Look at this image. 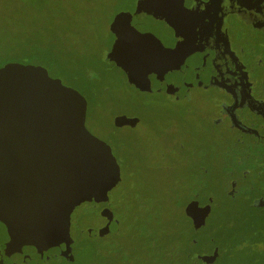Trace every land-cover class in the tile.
I'll return each instance as SVG.
<instances>
[{"label":"flooded vegetation","instance_id":"1","mask_svg":"<svg viewBox=\"0 0 264 264\" xmlns=\"http://www.w3.org/2000/svg\"><path fill=\"white\" fill-rule=\"evenodd\" d=\"M120 13H130V16L120 31H112L110 25ZM110 22L108 32L113 41L109 42L106 63L120 71L125 82L138 92L148 97L161 96L173 109H179L178 115L164 127L152 131L156 132L158 140H165L167 148L186 151L187 160L201 165V173L198 172L201 185L186 205L191 202H198L201 207L211 205L205 225L198 230L207 228L218 212V223L223 219L224 224L229 223L228 228L233 226L239 231L247 227L246 236L253 239L255 231L259 230L253 218L241 216L239 221L243 223L238 224L226 212L221 199L241 201L246 212L264 221V0H134L126 10L114 14ZM157 43L167 47L164 64L151 76L155 90H141L129 80L125 70L117 66L115 59ZM111 54L113 59L109 57ZM90 57L89 62L95 57L97 62L93 60L89 65L94 78L86 80H80L77 73L66 77L53 75L39 62L12 60L1 66L16 63L41 67L49 78L77 91L86 101L85 125L111 149L119 166L120 179L108 192L106 200L85 201L74 208L70 215L72 241L69 247L62 244L40 251L33 246H23L21 251L6 253L9 236L0 223V264L72 261L80 233L99 239L118 233L119 221L112 211L113 192L120 186L128 193L136 179V173L129 167L133 163L138 167H143V162L146 164V150L138 138V129L144 122L140 116L117 113L112 120L117 132L107 140L88 127L90 113L105 107L100 99L107 88L105 79L114 77L108 67L101 65L99 52ZM88 64L83 62L80 66L84 69ZM113 103L107 105L112 111ZM120 132L128 136H118ZM213 149L221 150L218 158L212 155ZM217 160L224 170L221 190L206 183L210 164ZM134 196H130L129 203L134 201ZM106 211L113 214L111 220L104 215ZM93 216L103 218L104 223L99 227H84ZM188 219L195 228L192 219ZM105 227L109 232L98 235ZM216 249L202 255L211 256ZM218 257L219 254L211 264H218Z\"/></svg>","mask_w":264,"mask_h":264},{"label":"water","instance_id":"2","mask_svg":"<svg viewBox=\"0 0 264 264\" xmlns=\"http://www.w3.org/2000/svg\"><path fill=\"white\" fill-rule=\"evenodd\" d=\"M130 13L112 21L121 30ZM167 55L163 43L115 59L141 90L153 89L152 75ZM110 59L114 56L109 55ZM86 101L49 78L41 67L9 63L0 69V223L7 230L6 253L33 246L40 251L71 243L70 215L85 202L106 200L120 179L107 144L85 125ZM211 205L191 202L185 214L198 230ZM110 220L113 214L104 212ZM105 227L97 232L103 236ZM200 255L211 264L217 257Z\"/></svg>","mask_w":264,"mask_h":264},{"label":"rangeland","instance_id":"3","mask_svg":"<svg viewBox=\"0 0 264 264\" xmlns=\"http://www.w3.org/2000/svg\"><path fill=\"white\" fill-rule=\"evenodd\" d=\"M57 6L53 7L49 1L44 0H0V69L1 66L9 61H21L25 63H37L39 55H25L17 45L23 44L24 48L32 45H38L45 50L48 55L56 56L60 61H67L73 65L81 64L86 56H92L99 52L100 63L108 67L114 77H107L104 85L107 87L100 95L101 101H104L105 107H99L88 116L87 125L94 130L102 139L107 140L113 132H117L113 125V116L117 113H127L132 116H140L144 126L138 129L139 141H143L146 150V164L140 165L136 169V178L140 183L136 186L149 194V201L155 204L173 205L176 197L170 195V185L175 183V179L187 178L195 175L201 165L194 161L187 160V152L183 150L167 148L164 139L158 140L155 128L164 127L173 116H177L179 109L171 107L161 96H146L138 92L134 87L127 84L120 71L110 67L105 60V55L110 47L109 42L113 41L108 32L110 20L114 14L127 9L132 1L129 0H53ZM60 1H65L63 4ZM128 5V6H127ZM42 15L47 17H57L56 21L65 19L64 27L76 34V38L67 40L54 36L45 26L51 23H45ZM98 19L102 22L98 23ZM57 22V23H62ZM41 22V23H40ZM98 24L99 35L95 37V26ZM49 28L51 29L52 27ZM101 30V31H100ZM46 32V33H45ZM101 32V35H100ZM11 46L12 48H7ZM17 46V47H16ZM105 53V54H104ZM110 81V82H109ZM114 101V111L107 107L108 103ZM97 110V111H96ZM149 127H152L149 128ZM118 136H128V133L120 132ZM221 150L213 149L212 155L217 158ZM209 167V166H208ZM210 173L206 176L209 186L213 189H222V178L224 177L223 165L220 160L210 164ZM136 179V180H137ZM177 181V180H176ZM182 181V180H180ZM130 195L127 197L129 198ZM221 202L226 212L233 217L232 220L240 222L241 216L253 218L259 230L255 231V237L249 238L247 227H243L244 232L234 229L223 231L222 234L215 235L214 241L217 243V252L219 254L217 263L221 264H263L264 263V221L254 218L255 216L246 212L244 204L241 201H228L222 197ZM237 202V203H234ZM174 206V205H173ZM220 214L219 216H222ZM251 215V216H250ZM175 216L185 218L183 214L176 211ZM218 212H215L209 226L201 231V239L195 242L200 248L197 253H208L211 248L206 247L207 243L202 237H209L212 229L224 226V220L218 223ZM227 218V217H226ZM238 219V220H237ZM87 226L99 227L104 223L103 218L93 216L87 219ZM223 223V224H222ZM233 225V224H232ZM214 227V228H213ZM188 229V235L191 234L190 225H183ZM228 229V227H227ZM182 230V229H181ZM180 230V231H181ZM161 234L160 231H156ZM85 243L97 244L100 239L97 237L83 236ZM127 239L121 243L123 247H130ZM204 243V244H203ZM205 248V249H203ZM203 249V250H202ZM217 258V257H216ZM199 260V259H198ZM59 264H79L75 257L72 261ZM110 264H115L111 261ZM197 264H209L203 260L197 261Z\"/></svg>","mask_w":264,"mask_h":264},{"label":"trees","instance_id":"4","mask_svg":"<svg viewBox=\"0 0 264 264\" xmlns=\"http://www.w3.org/2000/svg\"><path fill=\"white\" fill-rule=\"evenodd\" d=\"M49 1L53 7L57 6L58 10L60 8L55 4L53 0ZM65 4V1H60ZM45 23H51L53 26L44 25L41 23L45 29H49L51 33L59 38H65L71 40V38H76V34L70 31L68 27H64L66 23H57L61 21H56L57 17H47L42 15ZM99 25L102 22L98 19ZM52 27L51 29L49 28ZM98 24L95 26V37L94 40L99 35ZM101 31V30H100ZM46 33V32H45ZM101 35V32H100ZM21 49L20 53H25V55H39V63L45 65L50 73L58 76H68L77 73L81 76L80 80H86L94 78V73L89 70V65L93 63V60L97 62V57L89 62L90 56H86L83 62H88L89 64L83 69L80 64L73 65L67 61H60L56 56H50L48 53L40 48L38 45H32L29 48H24L23 44L17 45ZM16 46V47H17ZM7 48H12L11 46H6ZM86 72V75L83 73ZM82 73V75H81ZM82 86H84V81H81ZM137 165L134 163L130 170L132 173H137ZM201 173L200 167L198 168L195 175H190L183 179L178 177L175 179V183L170 185V195L176 197L173 205H164L163 203L155 204L153 201H149V194L142 192L136 183H140L139 180L134 179L132 181V188H130L131 195L135 194L134 201L129 203V192L125 193L124 189L118 186L113 192V205L112 211L114 212L116 219L119 221L118 233L111 234L108 237L100 239L97 244H87L83 239V234H79L77 237V247L75 251V259L79 264H110L111 261H115V264H197L199 261L198 256L203 253H197V249L200 248L199 245L195 244L196 241L201 239V231L196 230L187 215L185 214V207L191 199L195 197L198 188L201 185ZM177 180V181H176ZM182 180V181H180ZM130 195V196H131ZM178 211L183 214L185 218H179L175 216V212ZM190 225L191 234L188 235V229L183 228V225ZM225 224L217 229H212V233L209 237H202L205 248L209 246L210 251H213L217 247V243L214 241V236L222 234L225 230L231 233L228 225ZM87 226L85 223L84 227ZM214 228V227H213ZM182 229V230H181ZM242 227L240 230H243ZM160 231V233L156 231ZM181 230V231H180ZM226 231V232H227ZM85 236V235H84ZM90 237V236H89ZM127 239L131 246L123 247L121 241ZM203 243V244H204ZM203 248V249H205ZM202 249V250H203ZM70 263V261H67ZM250 263V262H246ZM221 264H223L221 262ZM264 264V263H263Z\"/></svg>","mask_w":264,"mask_h":264}]
</instances>
